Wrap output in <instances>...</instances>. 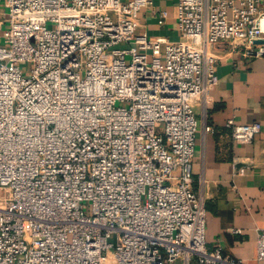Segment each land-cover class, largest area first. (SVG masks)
Masks as SVG:
<instances>
[{
  "label": "built area",
  "instance_id": "built-area-1",
  "mask_svg": "<svg viewBox=\"0 0 264 264\" xmlns=\"http://www.w3.org/2000/svg\"><path fill=\"white\" fill-rule=\"evenodd\" d=\"M3 2L0 264H247L206 247L194 107L216 46L264 57V0H179L173 42L138 34L151 0Z\"/></svg>",
  "mask_w": 264,
  "mask_h": 264
},
{
  "label": "crops",
  "instance_id": "crops-1",
  "mask_svg": "<svg viewBox=\"0 0 264 264\" xmlns=\"http://www.w3.org/2000/svg\"><path fill=\"white\" fill-rule=\"evenodd\" d=\"M151 1L139 13L138 34L178 40L179 0ZM163 11L169 16L161 26ZM7 28V9L0 0V44ZM235 48L224 43L214 48L219 82L194 107L199 126L194 186L206 197L208 250L220 249L224 256L247 264H264L256 261L257 238L264 232V57L248 58ZM230 120L236 125L260 123L262 131L251 144H237L226 126ZM206 125L212 126V133L205 132Z\"/></svg>",
  "mask_w": 264,
  "mask_h": 264
},
{
  "label": "rangeland",
  "instance_id": "rangeland-1",
  "mask_svg": "<svg viewBox=\"0 0 264 264\" xmlns=\"http://www.w3.org/2000/svg\"><path fill=\"white\" fill-rule=\"evenodd\" d=\"M105 57H106L107 62H110V56H109V55H105ZM110 242H113V240H110ZM178 263H179V262H178ZM192 264H197V261L194 260V261L192 262Z\"/></svg>",
  "mask_w": 264,
  "mask_h": 264
}]
</instances>
